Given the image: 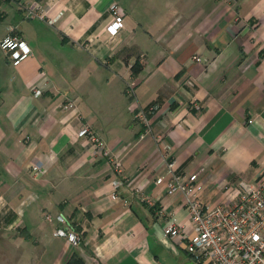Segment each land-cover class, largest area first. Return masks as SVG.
<instances>
[{
	"label": "crops",
	"instance_id": "crops-1",
	"mask_svg": "<svg viewBox=\"0 0 264 264\" xmlns=\"http://www.w3.org/2000/svg\"><path fill=\"white\" fill-rule=\"evenodd\" d=\"M111 1L123 26L109 37ZM30 3L43 19L25 16ZM12 34L30 53L13 65L0 47V264H65L73 251L81 264H203L162 233L187 215L154 182L161 146L176 170L200 169L208 204L262 174L264 0H0V40ZM149 105L143 132L133 113ZM83 123L118 172L76 134Z\"/></svg>",
	"mask_w": 264,
	"mask_h": 264
},
{
	"label": "built area",
	"instance_id": "built-area-1",
	"mask_svg": "<svg viewBox=\"0 0 264 264\" xmlns=\"http://www.w3.org/2000/svg\"><path fill=\"white\" fill-rule=\"evenodd\" d=\"M108 10L111 20L106 25V31L110 37L117 33L123 22L117 2L111 1ZM24 14L29 18H44L37 4L27 5ZM51 21V18H47V22ZM89 44L87 40L83 47L89 48ZM0 47L6 50L13 65L30 53L29 46L15 34L4 36L0 40ZM193 59L198 61L199 57L193 55ZM126 86L128 93H132L134 83L130 81ZM31 94L38 96L40 88L32 89ZM192 104L198 107L196 102L192 101ZM74 106L73 101L69 99L61 105L63 109H71ZM153 108L154 105H149L138 108L133 113V117L142 125L143 132L150 129L149 113ZM76 134L87 137L98 154L110 157L113 173L120 170L119 160L110 154L103 141L87 124H80ZM161 150L165 161L164 169L155 175L154 182L162 185L166 193L179 192L187 215L185 222H178L173 218L166 220L162 227L163 235L184 240V249L197 263L264 264V170L253 182L237 180L231 186L227 200L208 204L201 198L203 186L198 178L200 169L178 171L169 144L162 142ZM41 171L40 162L30 164L32 175L36 176ZM110 184L114 188L120 181L112 177ZM111 197H115L114 193H111ZM57 220L63 221L60 214L57 215ZM188 231H191L190 235ZM55 233L65 234V231L56 229ZM66 234L72 242L77 241V234L73 232Z\"/></svg>",
	"mask_w": 264,
	"mask_h": 264
},
{
	"label": "trees",
	"instance_id": "trees-1",
	"mask_svg": "<svg viewBox=\"0 0 264 264\" xmlns=\"http://www.w3.org/2000/svg\"><path fill=\"white\" fill-rule=\"evenodd\" d=\"M139 70V65L136 62V59L130 64V72L131 74H135ZM82 259L81 257L76 254L74 251L69 255L68 259L66 260L65 264H81Z\"/></svg>",
	"mask_w": 264,
	"mask_h": 264
},
{
	"label": "rangeland",
	"instance_id": "rangeland-1",
	"mask_svg": "<svg viewBox=\"0 0 264 264\" xmlns=\"http://www.w3.org/2000/svg\"><path fill=\"white\" fill-rule=\"evenodd\" d=\"M199 57V56H198ZM199 60H200V57H199ZM112 94H113V91H112ZM102 95H103V97H106V93H105V91H102Z\"/></svg>",
	"mask_w": 264,
	"mask_h": 264
}]
</instances>
